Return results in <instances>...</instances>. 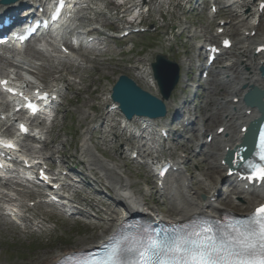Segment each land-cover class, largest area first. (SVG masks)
<instances>
[{
	"label": "bare ground",
	"instance_id": "6f19581e",
	"mask_svg": "<svg viewBox=\"0 0 264 264\" xmlns=\"http://www.w3.org/2000/svg\"><path fill=\"white\" fill-rule=\"evenodd\" d=\"M28 1L29 0H19L17 3L13 4V6H20ZM121 1L122 4H115L114 0H105V2L115 10L113 17L117 22H123L132 9L141 4L134 2V0ZM253 2L250 0L227 1L226 8L231 9V12H233L232 17L234 19V23H232L229 28L235 30L237 34V39L234 45L235 47L230 52L226 51L224 53L225 57L226 55H232V57H226L223 64L214 69V74L219 76V82L216 86L219 91H221L220 98L214 100L213 105L211 104L212 111L204 122L205 125L202 123V126H199L196 130H192L191 135L188 138L191 142L201 137L204 127H207L209 132L212 123L220 122V127L224 128L220 135H217L216 133V130L220 127L215 130V133L212 135V141L209 144L206 142L201 144V155L210 159L209 164L205 163V166H200L199 171L202 179H197L193 174L191 180H188L184 173V164L188 160L187 157H182L174 164L179 170L177 174H174L176 175L175 178L165 180L162 183V195H165L173 206L171 211L174 213V216L171 220L175 223L189 220L192 216L198 214L218 217L224 212V209H222L220 205V202L222 201H226L230 206L235 207L242 215L249 213L253 207L264 202V193L261 187H248L246 189L245 185L241 182H237L235 178L226 177L227 166L221 164L225 148L231 150L234 146L239 144V138L241 137L240 128L258 116L256 110L247 108L242 103L241 99L245 92L242 87L255 86L264 91V78H261L257 72L258 67L264 63V54H255L256 47L264 44V33L262 29H259L258 34L254 36L251 35V32L256 30V17L260 18V15L257 16L256 13H253L250 10V6ZM81 3L82 9H80L74 17V25L76 29L87 28V30H90L88 26H85V21H87L86 13L93 10L91 7L93 0H82ZM149 4H151L150 10L152 13H158L163 7L168 8L169 6V3L166 0H149ZM257 7L258 5H256L255 10ZM96 14L97 17L95 19L102 15L101 13ZM101 22L103 23V19H101ZM212 37H214V35ZM62 42L63 45L67 44V38L64 37ZM93 42L100 48L96 51L88 52L80 47L74 58L67 55L63 58L52 56L50 54L47 55L38 49H35L33 45H29L25 50L26 57L13 58L2 57L0 55V66H12L18 72L25 71L38 81H42L46 77L51 78V84L48 88L50 90L57 89L62 97H64L65 94L62 93V89L56 84L58 82H63L66 86V92L74 95V97L68 99V103L73 106L76 105L77 110L75 112L79 114L80 119L83 121L80 128H83L84 138L80 145L78 155H71L67 158L66 152L59 150L51 151V155L60 156V165L69 170V176L76 174L82 180H86L87 178L90 179L88 183L89 193L87 196L83 197L81 194L77 193V197L73 196V200H76L78 203L77 211L80 215L87 216V210L94 212L95 217L98 219V224L95 226L96 228L104 231L106 227L110 226V228L106 229V232H108L105 237H108L126 217V213L128 214L131 210L144 211V207L148 206V204L145 199H139V197H137L139 193L136 191L135 184L130 181L128 176H124L125 173L121 169L129 166V163L126 161L125 150H119V162H121V164H118L114 157L107 155L106 151H98L97 148L100 147V143H97V148L95 147V150H93V146H91V141L93 139L92 136L96 134L100 135L98 139L101 144L106 142L104 135L108 128L107 124L109 121L115 122L116 119L114 117L117 115L122 118L120 113L108 109V106L111 105L107 102L108 98L105 101L103 100L99 102L98 106L90 104L89 101H83L82 105H77V98L82 93H87L90 98L89 100L92 101L97 97L94 92L89 93L88 85H86L88 82L89 85L94 83L93 80H91L92 73H88L86 64L88 62L92 63L93 73L98 74L97 82L99 83V78L102 74V66L106 64L108 65L107 61H113L115 56L118 57L124 55V52L118 53L112 50L107 44H104L103 40L100 38L94 39ZM129 70L136 72L141 69L138 68L137 64H131ZM85 72H87L88 78L82 76ZM148 73L150 74V70ZM148 73L144 74L148 75ZM18 75L20 78L22 77L20 73H18ZM68 75L75 77L78 81H71V79L67 77ZM140 79L144 81L143 76H140ZM26 84L27 81L21 82V89H25ZM235 99H237L238 102L234 103ZM165 105L169 116L170 106L173 105V101L170 100L166 102ZM6 107L7 105L5 103H0V109L5 110ZM83 107L88 108L89 112L87 113L83 111ZM64 109L65 108L62 105L59 108V112H63ZM186 110L187 112L189 111L188 109ZM248 111H250L249 114H247ZM183 115H187L186 111L183 112ZM168 116L164 119L157 120L134 118L130 122H127L126 120L124 121L130 127H136L142 120H145V122H151L150 126L147 125L148 127L145 129L149 130V135L152 139L157 140L158 138L155 134L156 128H166L169 124ZM205 117H207V114ZM185 118H187L186 120H189V117ZM175 119H181V117L177 114ZM119 123L120 122H115V125L111 127V129L116 130L117 125H120ZM119 129L121 136L128 135V139H131L132 130L130 128L124 126ZM61 130L62 126L59 124L56 116L50 128L46 129V133L41 132V135L39 134V139H41L42 136H46V138L48 136L50 137L53 133H56V131L59 132ZM169 131L170 130L167 131V135ZM169 137L171 136L169 135ZM53 142H59L58 135L55 136ZM129 144L127 150H135L137 156L140 158L150 156L153 153L152 150H149L146 144L137 145L133 142H129ZM48 145V141L44 139L43 148L47 149ZM198 145L199 144H196L195 148H197ZM29 151L31 152L32 149ZM23 154L27 156L30 155L24 152ZM196 158V156H193L189 162L194 161ZM70 159H77L79 164H83V170L76 171L72 168L69 169ZM145 170L147 174L151 173V170L147 166ZM59 174L61 173L59 172ZM66 178L69 179V177ZM222 180L225 181L226 184L223 191L219 187V182ZM5 187L8 186L5 185ZM18 193V198H16L15 201L18 203L20 209L26 213H29L30 211L33 212L32 209L24 204L25 200L29 199L31 194H26V192ZM102 194L107 195L108 200L102 198ZM201 195H205V197L200 199ZM2 196L6 200L9 198L7 194H3ZM132 196L135 197L133 198ZM232 196L242 199L245 206L237 204L231 200ZM125 206H129L130 209L126 210ZM48 208L49 207H46L42 203H38L35 206V210L38 214L34 215V219L42 226L46 219L40 220V215H43L45 211L50 212L51 210H48ZM20 221L24 224L25 228H31V226H29L31 220L26 216H23ZM98 243L99 242H96L87 247L97 248ZM59 254L60 253L58 252L55 256L41 262L40 264H55L60 258Z\"/></svg>",
	"mask_w": 264,
	"mask_h": 264
},
{
	"label": "rangeland",
	"instance_id": "374dc122",
	"mask_svg": "<svg viewBox=\"0 0 264 264\" xmlns=\"http://www.w3.org/2000/svg\"><path fill=\"white\" fill-rule=\"evenodd\" d=\"M134 1L136 3L143 2V0ZM144 1L146 2L144 3V6L151 8L149 0ZM256 5L257 2L253 6H250V9L253 10ZM107 6L108 11H106L105 5L102 1L94 0L93 2V7L95 9L106 11V15L114 14V11L110 10L111 6ZM205 11L206 9L203 12L196 10L194 14L188 13V15L185 13L186 9L175 10L171 7L168 10L167 15L164 16L160 13L163 19L160 18L158 13H148V17L143 19V26L149 30L147 33L133 35L122 44L109 42L108 45L112 50L118 53L124 52V55L118 57L115 56L113 61H107L108 65L106 64L102 66V74L100 75L99 83L97 82L98 74L93 73L92 63L86 64L88 73H92L91 80L94 82L90 85L88 84L89 82H86V85H88L89 93L94 92L97 97L92 101L89 100L90 98L87 93H82L77 98V105H82L83 101H89L90 104L98 106L99 102L103 100L105 101L107 98V102L113 105L111 100H109V93L119 76H126L132 79L139 88L157 98H160L156 85L150 87L146 83L144 84L142 81L136 79V77L139 75L140 71L148 72L150 64L154 61V56L156 54H162L182 66L183 73L182 82L172 95L173 105L170 107V113H173L175 105H181L184 100H187L190 103L187 107L189 109V114H191L190 117L193 119L195 118L194 123L196 124V127L194 129H197L207 120L209 113L212 111L211 104L213 105V101L220 98L221 91H219L216 86L219 82L218 78L213 77V74L205 80L206 82L199 80L196 74L197 61H199V58L197 57L198 53L192 47L190 36L194 30L197 31L198 35H200V32L203 30L205 35L200 36L201 38L198 40L211 39V41L216 42L215 39L211 38V35L215 34L220 21H223L225 24L228 23L224 25V28L226 26L229 27L234 23L231 19L230 12H227L224 9L220 11L219 17L213 19L210 18ZM263 17L260 21L259 27L264 33ZM90 18L93 19L94 15L91 14ZM103 20L104 25L107 26L106 28L115 32L122 31V24L117 23V21L114 20V17H111L108 20ZM229 22H231V24H229ZM97 24L99 23L97 22ZM96 26L100 28L98 25ZM182 30L184 35L180 37ZM226 35L229 36L234 43L236 42L237 34L235 30L228 28ZM21 56H26V54L23 53ZM221 63L222 61L220 59L215 65L218 66ZM131 64H137L138 68L141 70L136 72L130 71L129 68ZM7 71V66H0V75H5ZM82 76L88 78L87 72L83 73ZM150 76L151 78L147 77V79H152V75ZM49 79L50 78L46 77L44 82L48 83ZM74 80L75 82L78 81L76 78H74ZM63 92H65V87ZM65 96L66 98L62 101V104L65 108L64 112L66 110L67 113L64 114L63 112L58 116V122L61 124L62 130L59 132L56 131V133L47 137L48 143L52 141V144L50 143V146L47 148L48 150H46L47 152H44L48 163L57 161L55 157L52 158V160L48 159L49 156H51L50 150L59 149L60 151H64L68 158L71 155H78L80 145L83 141V128H80L83 121L80 119L79 114L75 112L77 110L76 105L73 106L67 102L68 99L74 97V95L66 94ZM82 110L87 113L89 112L88 108L83 107ZM206 114L207 117H205ZM116 119H119V117H116ZM219 123L220 122L212 123L210 125V132H214L216 127L220 125ZM109 126L111 127L110 124ZM177 127L180 131L179 133H174L173 136L176 142H168L164 144L159 141V143L153 142L148 144L151 148L158 150V153L155 154L158 158L163 157V160H178L182 157L183 153H186L188 154V158L191 159V157L196 154L195 152L198 151L197 149L195 150L194 144L200 143L204 138L202 140L195 139L190 142L188 138L191 134H185L183 132L185 128L180 126ZM205 128L207 129V127ZM107 131L105 133L106 142L101 144L98 139L100 135L96 134L93 136L91 142L92 146L96 147L97 143H100V147H96L98 151H106L108 156L114 157L117 163L121 164V162H119V150L121 148H126L129 144L126 143L125 138H120L118 136V131ZM56 135H58L59 143H62L63 147L58 143L53 142ZM115 137H118L119 139L115 140ZM39 148V150L42 151V147ZM131 152H127L126 156V161L129 163V166L121 168L125 173L124 176H128L130 181L135 184L136 191L139 193L140 197L146 199L147 196L152 208L162 209L166 216L172 218L174 214L170 211L172 205L168 199L164 196H160V194L153 195L152 193L154 191L155 181L153 174H147L145 166L140 167L136 162H134L135 164L131 163V161H129V157L132 154ZM209 161L210 159H208V157L203 155L197 156L194 161L188 162L186 169L187 173L185 172V176L188 177L189 174L193 176L194 174L197 179L201 180L202 177L199 171L200 166H205V163L209 164ZM77 162V159H70L69 166L81 170L82 168ZM219 185L220 187H224L222 183ZM102 196L105 200H108V196H105V194ZM203 196L205 195H202L201 198ZM231 200H235L234 202L237 204L245 206L244 201L236 196H232ZM31 204L32 203H27V205ZM220 205L226 211L238 215L240 214L235 207L230 206L226 201L220 202ZM33 213L35 214L37 212ZM90 214H87V217L73 218H66L53 214L52 219L45 221L43 227L38 225V227H34V229L29 232L24 230L23 226L15 227V225H10L5 222V219L3 221L2 218H0V264H40L41 262L55 256L58 252L61 254V252L64 251L83 249L91 244H95L106 235L108 232H106V229L110 228V226L106 227L104 231L96 228L95 226L98 224V219L93 215V212ZM28 217L33 220L32 213L28 214ZM50 217V214H44L41 218L47 219ZM34 223L36 224V222Z\"/></svg>",
	"mask_w": 264,
	"mask_h": 264
},
{
	"label": "snow or ice",
	"instance_id": "6c2138e0",
	"mask_svg": "<svg viewBox=\"0 0 264 264\" xmlns=\"http://www.w3.org/2000/svg\"><path fill=\"white\" fill-rule=\"evenodd\" d=\"M62 6L60 0L54 16L59 15ZM27 107L35 114L34 105ZM21 131H26L23 125ZM3 146L12 147L10 143ZM260 149V159L264 160V136ZM250 179L264 182V167L253 168ZM94 264H264V204L246 219L228 224L223 231L203 222L193 229L163 237L157 235L131 243L128 239H117Z\"/></svg>",
	"mask_w": 264,
	"mask_h": 264
},
{
	"label": "water",
	"instance_id": "95a60500",
	"mask_svg": "<svg viewBox=\"0 0 264 264\" xmlns=\"http://www.w3.org/2000/svg\"><path fill=\"white\" fill-rule=\"evenodd\" d=\"M16 0H2V3H12ZM153 76L164 100H167L178 81V67L166 57L157 55L155 63L151 65ZM260 95L264 93L258 89L246 95L245 102L262 106ZM112 101L120 104V110L127 119L132 116H146L149 118L163 117L166 113L165 106L157 98L141 91L128 78L122 76L113 88Z\"/></svg>",
	"mask_w": 264,
	"mask_h": 264
}]
</instances>
